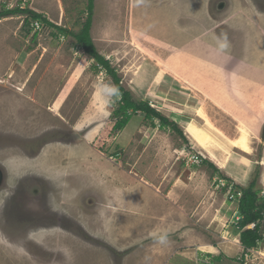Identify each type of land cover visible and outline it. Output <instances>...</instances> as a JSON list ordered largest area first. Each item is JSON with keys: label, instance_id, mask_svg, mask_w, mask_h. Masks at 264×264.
Segmentation results:
<instances>
[{"label": "rangeland", "instance_id": "1", "mask_svg": "<svg viewBox=\"0 0 264 264\" xmlns=\"http://www.w3.org/2000/svg\"><path fill=\"white\" fill-rule=\"evenodd\" d=\"M88 5L89 0H0V9L31 8L75 32L88 17ZM91 33L132 97L149 101L182 134L141 111L116 129L120 99L106 87H116L114 79L72 35L28 12L0 19V165L13 177L8 184L29 172L33 182L49 178L52 193L43 208L61 211L62 226L44 228L46 220L34 227L45 214L38 202L30 213L31 230L0 213V264H142L135 238L140 229L134 215H120L122 184L109 170L156 160L158 134L166 136L167 149L173 145L177 153L195 156L201 148L222 169L211 170L202 192L209 219L228 203L230 215L218 220L234 224L241 188L253 181L264 200V0H95ZM225 35L228 47L221 50ZM199 106V126L217 141L214 154L189 131ZM178 114L199 148L185 123L171 117ZM206 115L221 130L208 125ZM243 122L254 130L253 142L245 134L237 137ZM221 178L234 184L232 193L219 185ZM33 187L34 193L42 189ZM235 192L241 195L233 198ZM5 196L0 193V209ZM214 230L207 232L209 240L235 248L236 241L218 242ZM252 250H239L234 264H264V245ZM140 251L143 259L150 256Z\"/></svg>", "mask_w": 264, "mask_h": 264}, {"label": "crops", "instance_id": "2", "mask_svg": "<svg viewBox=\"0 0 264 264\" xmlns=\"http://www.w3.org/2000/svg\"><path fill=\"white\" fill-rule=\"evenodd\" d=\"M19 54L22 56L23 51ZM9 74H12V71ZM16 74L20 75L18 72ZM197 109L196 118L199 112L203 110L201 106ZM181 116L183 117V115L178 114V116L172 115L171 117L179 123H185L183 126L187 133L186 123L188 121L186 122ZM208 118L206 115L205 122L208 125L221 130L218 126L211 124ZM242 124L245 127L238 128L237 137L245 134L248 140L253 142L254 130H251L247 123L243 122ZM158 135L162 137L157 142L156 160L153 159L149 165L142 164L131 169L121 167V169L109 170L111 175L114 174L113 178H119V182L122 184V188L120 186L122 195L118 200V206L121 208L120 215H134V222L140 229L135 235L138 243L137 248H141L137 250L136 255L141 256L142 264H198L197 261L199 264L237 263L234 260L240 253L239 250H245V246L241 242L240 231H238L240 216H235L234 224L229 225L227 223L224 226L219 223L218 218L224 217L223 214L230 215V213H226L227 206L230 207L227 203L226 205L222 204L220 209L217 207L216 210L219 212H215L209 219L207 217L208 204H204L205 200L201 197L202 192L208 189L209 173L211 170L218 171L220 167L211 159L206 158L203 150L195 144L188 133V138L194 142L202 154H195L194 156L191 155L192 152L187 151L177 153L173 145L167 149L168 144L164 141L166 136ZM196 155L197 158H195ZM206 159H209L210 162ZM132 178H135V181ZM125 219V229L128 230L131 223L128 225V219ZM130 220L132 221V219ZM209 220L214 222L212 226L208 225ZM215 223L218 224L215 225ZM213 227L216 230L210 232L217 236L218 242L236 241V246H233L235 248L227 247L224 249L221 243L217 244L209 240L210 237L207 232L213 230ZM165 234L167 239L162 244L159 242V237ZM259 244L264 245V239ZM145 249V252L151 251L150 256L145 258L146 260L143 259L144 256L140 251ZM209 258L210 261H206Z\"/></svg>", "mask_w": 264, "mask_h": 264}, {"label": "trees", "instance_id": "3", "mask_svg": "<svg viewBox=\"0 0 264 264\" xmlns=\"http://www.w3.org/2000/svg\"><path fill=\"white\" fill-rule=\"evenodd\" d=\"M94 6L95 0H89L88 17L84 25L78 32L55 25L48 18H46V16L36 12L31 8H2L0 9V19L8 17L10 15H15L19 12L23 14L25 12H28L36 21H40L42 23H49L50 25L58 28L59 32L63 34L72 35L77 40V42L84 48V50L90 56L95 58V60L98 61L99 65L105 68V70L114 79L116 88L118 89V93L115 96L120 99V106L117 112V114L120 116V119L114 125L116 129H124L129 123L130 119L133 117V113L135 114L141 111L148 117L159 119L161 122L160 126L162 128L168 126L182 134L178 123L176 121L170 120L159 110L152 107L149 101L135 100L132 97L131 92L128 91L122 85L121 78L118 76V73L116 72L115 68L112 67L110 61L98 52L91 33ZM255 187L256 182L253 181L250 186L246 188H241L242 196L239 201L240 218L238 221V228L241 232V242L245 246V250L257 247L260 241L264 239V200L259 199L258 190H256ZM251 224H254V226L252 228H247Z\"/></svg>", "mask_w": 264, "mask_h": 264}, {"label": "flooded vegetation", "instance_id": "4", "mask_svg": "<svg viewBox=\"0 0 264 264\" xmlns=\"http://www.w3.org/2000/svg\"><path fill=\"white\" fill-rule=\"evenodd\" d=\"M10 172L3 165H0V193L5 191V199L2 204V208L0 209L1 215L3 218L8 220L7 217H16L17 227L23 228L26 231L31 230L32 223L30 222V213L33 212V203H40L39 208H43V203L49 201V197L51 196L50 186L51 180L49 178L43 177L42 181L39 183L35 180L33 182L32 173L23 174L17 178L16 181L8 184L9 180H12ZM41 184L42 189L38 193H34L33 185ZM33 187V188H32ZM44 215L41 218L40 222L33 225L34 227H39V224L46 222V220L50 224L42 225L44 228H61L62 226L59 224L61 218V211L54 208L53 206H49L47 209H44ZM22 213H26V217L22 216ZM6 214H9L7 216ZM7 216V217H6ZM59 219V220H58ZM58 220V223H57ZM59 226V227H58Z\"/></svg>", "mask_w": 264, "mask_h": 264}, {"label": "bare ground", "instance_id": "5", "mask_svg": "<svg viewBox=\"0 0 264 264\" xmlns=\"http://www.w3.org/2000/svg\"><path fill=\"white\" fill-rule=\"evenodd\" d=\"M3 81V80H2ZM22 89V88H21ZM22 108V107H20ZM24 108V107H23ZM20 111V109H18ZM201 117V112L197 115V118H193L190 125H189V131L204 145V147L211 153L214 154V148L213 146L217 144V141L215 140L214 137H211V135L208 133V131L205 128H201L199 126V120ZM242 148L245 151H248L247 143L245 140H242L241 144ZM231 151V146L228 145L226 148H224V152L228 153ZM207 157V155H206ZM244 164L248 163L250 160L247 156L243 157ZM224 161H220L219 165L223 166Z\"/></svg>", "mask_w": 264, "mask_h": 264}, {"label": "clouds", "instance_id": "6", "mask_svg": "<svg viewBox=\"0 0 264 264\" xmlns=\"http://www.w3.org/2000/svg\"><path fill=\"white\" fill-rule=\"evenodd\" d=\"M219 47L221 50L227 49L228 41L226 35L223 37V42L220 43ZM106 87H108V90L111 92V94L116 95L118 93V89L115 86H106ZM166 239H167L166 234L161 235L159 237V242L163 244L166 242Z\"/></svg>", "mask_w": 264, "mask_h": 264}, {"label": "built area", "instance_id": "7", "mask_svg": "<svg viewBox=\"0 0 264 264\" xmlns=\"http://www.w3.org/2000/svg\"><path fill=\"white\" fill-rule=\"evenodd\" d=\"M35 25H36V27H37L38 29L41 28V25L39 24V22H35ZM220 181H221V184H220V182L218 181L219 185H220V186H223V187H229L230 190H228V191H229L230 193H232V188L234 187V184H231L230 182L226 183L225 179H222V178L220 179ZM237 194L241 195V193H239V192H235V193L232 194L231 196H232L233 198H235V196H236Z\"/></svg>", "mask_w": 264, "mask_h": 264}]
</instances>
